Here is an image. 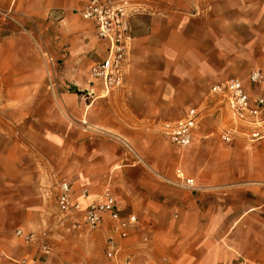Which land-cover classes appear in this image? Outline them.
<instances>
[{"label": "crops", "instance_id": "obj_1", "mask_svg": "<svg viewBox=\"0 0 264 264\" xmlns=\"http://www.w3.org/2000/svg\"><path fill=\"white\" fill-rule=\"evenodd\" d=\"M86 1L0 0V264L106 262L109 223L76 234L60 223L64 180L80 219L107 186L138 218L114 239L117 264H264V142L227 144L213 118L188 147L161 129L214 85L264 74V0H219L214 31L206 9L136 15L126 88L109 94L91 78L105 47L80 21ZM179 174L195 186L170 184Z\"/></svg>", "mask_w": 264, "mask_h": 264}, {"label": "built area", "instance_id": "obj_2", "mask_svg": "<svg viewBox=\"0 0 264 264\" xmlns=\"http://www.w3.org/2000/svg\"><path fill=\"white\" fill-rule=\"evenodd\" d=\"M148 10L144 3L133 0H87L78 10L83 20L88 22L95 38L104 45V55H98V62L91 69V78L102 84L109 94L114 90L126 88V79L132 68L134 33L132 20L136 15ZM53 59L48 58L47 64ZM218 119L222 127L217 136L227 144L234 142H264V74L254 69L245 82L238 78L214 85L203 105L175 123L162 125L161 129L169 142L178 147H188L194 135L207 119ZM129 147V145H127ZM178 181L171 182L183 187H194L193 179L177 175ZM60 223L68 234L92 233L105 224L111 225V237L107 240L106 262L117 264L120 249L114 239H127L136 230L138 218L134 214L123 215L113 189L104 188L100 196L89 203L80 219L77 212L81 206L73 202L72 182L61 181L56 195ZM18 235L22 232L18 231ZM31 240L33 235L26 236ZM48 251L47 247H44ZM242 264L251 263L241 258ZM16 264H32L27 260Z\"/></svg>", "mask_w": 264, "mask_h": 264}, {"label": "rangeland", "instance_id": "obj_3", "mask_svg": "<svg viewBox=\"0 0 264 264\" xmlns=\"http://www.w3.org/2000/svg\"><path fill=\"white\" fill-rule=\"evenodd\" d=\"M133 1L144 3V5L147 6L148 8L147 11H150V12H152L151 9L152 7H154L153 13L163 14V15H169V14H174V13L175 14L185 13V14H188L189 16V15L197 14L201 9L203 10L206 9L207 16L205 18L207 20V30L208 31H214L215 18H216L215 8L217 7V4L221 2L219 0H133ZM80 21L84 23L86 22L82 18H80ZM76 24H79V23H76ZM204 26L205 25L203 23L202 25H200L198 22H193V24L191 25V29L193 31H200L205 28ZM240 69H241L240 73H243L244 71L242 70L244 69V66L240 65ZM252 71H250V73ZM247 78L248 76H246L245 78H243L242 76L238 77V79H241L245 82L248 81ZM239 142H243V141H239ZM161 178L164 179L163 177ZM164 180H167V179H164ZM176 181H178V179H175L173 183Z\"/></svg>", "mask_w": 264, "mask_h": 264}, {"label": "trees", "instance_id": "obj_4", "mask_svg": "<svg viewBox=\"0 0 264 264\" xmlns=\"http://www.w3.org/2000/svg\"><path fill=\"white\" fill-rule=\"evenodd\" d=\"M77 93L82 94L83 92L82 91H77Z\"/></svg>", "mask_w": 264, "mask_h": 264}]
</instances>
